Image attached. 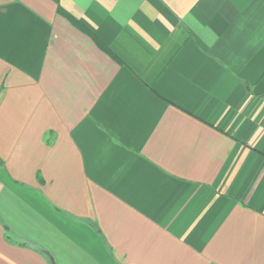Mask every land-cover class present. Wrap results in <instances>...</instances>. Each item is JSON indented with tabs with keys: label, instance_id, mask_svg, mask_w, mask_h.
Returning a JSON list of instances; mask_svg holds the SVG:
<instances>
[{
	"label": "crops",
	"instance_id": "obj_1",
	"mask_svg": "<svg viewBox=\"0 0 264 264\" xmlns=\"http://www.w3.org/2000/svg\"><path fill=\"white\" fill-rule=\"evenodd\" d=\"M0 264H264V0H0Z\"/></svg>",
	"mask_w": 264,
	"mask_h": 264
},
{
	"label": "trees",
	"instance_id": "obj_2",
	"mask_svg": "<svg viewBox=\"0 0 264 264\" xmlns=\"http://www.w3.org/2000/svg\"><path fill=\"white\" fill-rule=\"evenodd\" d=\"M63 11V10H62ZM64 12V11H63ZM64 13H66L70 18H71V16L67 13V12H64ZM73 20H74V18H72ZM74 22H76L75 20H74Z\"/></svg>",
	"mask_w": 264,
	"mask_h": 264
}]
</instances>
